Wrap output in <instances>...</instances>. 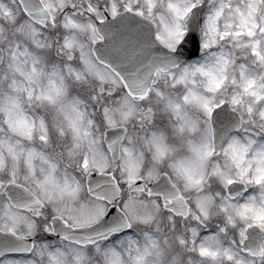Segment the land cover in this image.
Masks as SVG:
<instances>
[{"label":"snow or ice","instance_id":"obj_1","mask_svg":"<svg viewBox=\"0 0 264 264\" xmlns=\"http://www.w3.org/2000/svg\"><path fill=\"white\" fill-rule=\"evenodd\" d=\"M0 264H264V0H0Z\"/></svg>","mask_w":264,"mask_h":264}]
</instances>
